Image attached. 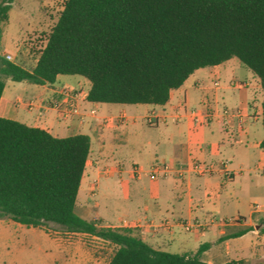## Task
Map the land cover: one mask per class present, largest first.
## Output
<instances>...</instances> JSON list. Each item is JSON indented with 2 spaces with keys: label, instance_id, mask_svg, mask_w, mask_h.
<instances>
[{
  "label": "trees",
  "instance_id": "16d2710c",
  "mask_svg": "<svg viewBox=\"0 0 264 264\" xmlns=\"http://www.w3.org/2000/svg\"><path fill=\"white\" fill-rule=\"evenodd\" d=\"M15 1H0V99L7 80L42 86L80 76L91 103L164 106L197 70L235 58L259 80L264 128V0H66L31 69L3 54ZM90 153L87 135L58 138L0 118V219L94 236L113 246L109 264H206L204 246L193 255L159 251L134 229L79 217Z\"/></svg>",
  "mask_w": 264,
  "mask_h": 264
},
{
  "label": "crops",
  "instance_id": "0c3cea01",
  "mask_svg": "<svg viewBox=\"0 0 264 264\" xmlns=\"http://www.w3.org/2000/svg\"><path fill=\"white\" fill-rule=\"evenodd\" d=\"M2 46L3 54L9 56L10 53L4 51L3 39ZM234 60L197 70L181 88L170 93V99L164 106L116 104L109 107L107 104L91 103L87 100L90 83L85 79L78 80L73 90L81 95L77 99L80 111L88 114L94 109L97 112L95 116H86L84 121L76 116L69 119L59 116L56 105L63 100L64 90H71V83L63 82L61 76L54 84H28L29 87L23 89L8 87L7 80L0 99V118L42 129L58 138L78 134L90 137L91 153L76 203V208L81 210L80 215L76 214L82 219L100 221L101 227L106 228L130 226L145 243L159 251L193 255L204 246L201 260L206 264H261L264 259V210L254 204L246 217L240 212L241 203L229 200L234 195L241 196L264 185V168L262 176H258L254 183L248 181L246 174L251 177V173L259 171V166L252 163L248 151L242 159L234 157V161L215 160L213 157V152H218L225 139L242 143L244 138L250 137L251 128L256 125L253 122L260 120L262 125L263 92L259 80ZM37 61L38 58L32 67ZM190 80H193L191 90L185 87ZM234 83L244 86L237 87ZM198 91L203 94L200 111H205L203 105L206 104L213 117L208 122L207 132L198 130L193 135L192 119L188 113L195 110L190 108L191 95ZM236 91L244 92V95ZM224 109L239 112L240 117H226L222 113ZM151 114L159 118L155 125H149L151 128L158 129L163 125V129L159 128L160 137L155 140L140 128V121ZM111 120L114 123L110 126ZM170 122L172 125H169ZM220 123L229 132L222 134L219 142L216 129ZM107 130L119 132L121 140L118 142L133 147L136 153L131 158L136 159L134 162L124 164L122 161L108 162L97 158L92 148L93 137L100 142L101 151L107 147L104 136ZM263 139L264 134L251 145L246 142L249 144L246 150H262L260 144ZM150 147L155 149V159L148 157ZM260 157L264 160L263 150ZM192 160L207 164L226 162L232 177L227 179L218 171L210 176L187 174L183 180L168 177L152 181L147 175L134 178L131 174L133 166L148 170L157 162L177 167L188 165ZM224 190L228 194L226 199L222 195ZM118 194L128 202L127 218L94 217L90 203L92 198L98 196L101 200H114ZM94 206L100 207L101 203L95 202ZM237 219H241L240 222L220 225L221 222ZM198 225L207 227L200 230ZM27 228L33 230L32 234L44 231L55 239L60 248H70L74 264L110 263L113 246L94 236L68 232L64 237H55L47 228ZM246 228L254 230L237 236ZM255 234L258 236L254 237ZM91 239H96L101 249L91 248Z\"/></svg>",
  "mask_w": 264,
  "mask_h": 264
},
{
  "label": "rangeland",
  "instance_id": "374dc122",
  "mask_svg": "<svg viewBox=\"0 0 264 264\" xmlns=\"http://www.w3.org/2000/svg\"><path fill=\"white\" fill-rule=\"evenodd\" d=\"M1 1V0H0ZM66 0H16L13 3V8L9 13V22L6 25L4 33V51L8 52L13 61L21 64L27 69H31L39 57V51L44 45L46 34L51 30L56 23ZM17 48H20L18 51ZM17 55L14 58L13 55ZM6 57V55H4ZM234 61H237L235 59ZM242 66V64H240ZM243 69L248 72L249 70L242 66ZM250 73V72H248ZM63 82L71 83V90L75 88L77 81L83 79L80 76H61ZM194 79V78H193ZM203 79V78H200ZM255 79H257L255 77ZM258 80V79H257ZM192 81L186 84V88L191 90ZM8 87H15L23 89V87H29L25 83H15L8 80ZM32 87V86H31ZM240 95H244V92H235ZM232 95V94H228ZM203 100V94L201 92H193L191 95L190 108L200 111ZM109 107H115L116 104H107ZM113 121H109V125H113ZM251 128V135L248 139H243L242 143H236L233 140H227L221 142L218 148V152H213L215 160L227 159L234 161V157L242 159V156L248 151L252 163L259 166V171L251 173V177L246 174L248 181L256 183L258 176H262L264 168V160L260 157L262 150L248 148V145L252 144L256 139L264 134V128L261 125V121L253 122ZM169 125H172L171 122ZM210 123H205L202 119L198 121L192 120L191 133L201 130L207 132ZM140 128L147 132L153 140L160 137L159 128L163 129V125L157 128H151L145 120L140 121ZM224 124H219L216 129L217 139L221 138V135H227L229 132L226 130ZM105 144L106 148L101 150L100 142L96 141L93 137L92 148L100 160H107L108 162L122 161L124 164H130L134 162L131 158L135 155L133 147L127 143H119L121 140L119 132L105 131ZM221 139H219L220 142ZM195 142V140H193ZM246 142H249L246 143ZM154 147H150L148 151L150 155L148 157L155 159ZM104 158V159H102ZM161 160V157H159ZM106 161V162H107ZM136 162V161H135ZM229 189V188H228ZM223 198H227L225 190L222 192ZM234 202H240V212L243 216H248L250 206L258 204L260 209L264 210V185H261L257 190L250 191L244 195H234L232 200ZM95 202L101 203L100 207H96ZM93 207L94 217H103L109 219L112 216L116 218H127L126 206L128 202L124 201L118 194L114 200H101L100 197H95L90 200ZM78 215L81 214L80 208L75 209ZM47 230L55 237H64L68 232L60 225L48 224ZM33 230L13 222L9 218L0 219V264H74V255L70 248H60L55 239L46 234L44 231H37L36 234H32ZM258 235L255 234L254 237ZM91 248L101 249V244L96 239L89 240ZM106 256V255H104ZM261 264H264V259Z\"/></svg>",
  "mask_w": 264,
  "mask_h": 264
},
{
  "label": "built area",
  "instance_id": "2783aa9c",
  "mask_svg": "<svg viewBox=\"0 0 264 264\" xmlns=\"http://www.w3.org/2000/svg\"><path fill=\"white\" fill-rule=\"evenodd\" d=\"M7 60L13 62V59L11 56H6ZM215 85L218 86V83ZM237 87H243L244 84L242 83H234ZM80 94L77 93L75 90H64L63 92V100L59 103H57L56 108L58 110V114L61 118H67L76 116L79 118L80 121H84L86 116H95L96 110H90L88 114L82 113L79 109V106L77 104V99L80 98ZM81 99H86L85 97ZM203 108H205V111H198L193 110L188 113L190 118L194 121H198V119H202L205 123H208L211 118L213 117L212 113H210L208 106L206 104L203 105ZM223 115L226 117H232L237 116L240 117L239 112H232L228 109L223 110ZM158 117L155 114H151L148 117L145 118L146 122L149 125H155L156 120L158 121ZM222 172L224 176L227 179H231L232 172L228 170L227 163L221 162L220 164L215 163H202L196 160L190 161L188 165H179L177 167H174L170 163L166 162H157L153 164L148 170L140 167V166H133L131 169V174L134 178H140L144 175H147L148 178L152 181H158L161 179H165L168 177H174L179 180H183L187 174H193L195 176H210L216 172ZM107 173V171H106ZM241 219L233 220V221H224L221 222L220 225L226 226L228 224L240 222ZM163 226H167L166 224H163ZM207 225H198V228L200 230L206 228ZM130 228V226H129Z\"/></svg>",
  "mask_w": 264,
  "mask_h": 264
}]
</instances>
